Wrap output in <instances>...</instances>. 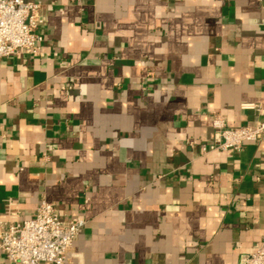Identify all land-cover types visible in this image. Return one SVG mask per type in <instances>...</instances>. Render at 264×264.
Segmentation results:
<instances>
[{
    "label": "crops",
    "instance_id": "1",
    "mask_svg": "<svg viewBox=\"0 0 264 264\" xmlns=\"http://www.w3.org/2000/svg\"><path fill=\"white\" fill-rule=\"evenodd\" d=\"M39 54L0 60V217L86 220L79 264H238L264 229V0H30ZM249 105V106H243ZM0 264H6L0 253Z\"/></svg>",
    "mask_w": 264,
    "mask_h": 264
},
{
    "label": "built area",
    "instance_id": "2",
    "mask_svg": "<svg viewBox=\"0 0 264 264\" xmlns=\"http://www.w3.org/2000/svg\"><path fill=\"white\" fill-rule=\"evenodd\" d=\"M45 23L39 2L0 0V60L20 53L38 55ZM212 128L217 149L239 151L245 142L264 140V120L255 126H228L216 114ZM85 223L81 216L61 219L54 204L41 199L32 218L11 221L0 217V253L6 264H79L69 253ZM238 264H264V229L259 247L241 255Z\"/></svg>",
    "mask_w": 264,
    "mask_h": 264
}]
</instances>
